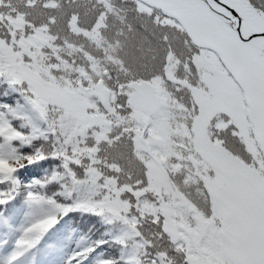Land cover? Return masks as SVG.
<instances>
[{
  "label": "snow or ice",
  "instance_id": "1",
  "mask_svg": "<svg viewBox=\"0 0 264 264\" xmlns=\"http://www.w3.org/2000/svg\"><path fill=\"white\" fill-rule=\"evenodd\" d=\"M0 264H264V0H0Z\"/></svg>",
  "mask_w": 264,
  "mask_h": 264
}]
</instances>
